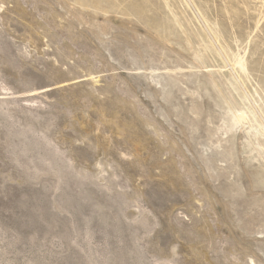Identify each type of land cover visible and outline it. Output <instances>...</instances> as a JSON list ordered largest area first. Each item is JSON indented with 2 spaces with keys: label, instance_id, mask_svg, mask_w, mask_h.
Listing matches in <instances>:
<instances>
[{
  "label": "rangeland",
  "instance_id": "374dc122",
  "mask_svg": "<svg viewBox=\"0 0 264 264\" xmlns=\"http://www.w3.org/2000/svg\"><path fill=\"white\" fill-rule=\"evenodd\" d=\"M0 264H264V0H0Z\"/></svg>",
  "mask_w": 264,
  "mask_h": 264
},
{
  "label": "bare ground",
  "instance_id": "6f19581e",
  "mask_svg": "<svg viewBox=\"0 0 264 264\" xmlns=\"http://www.w3.org/2000/svg\"><path fill=\"white\" fill-rule=\"evenodd\" d=\"M238 64L241 65L240 63H238ZM243 120H245L244 113H243V115H239V116L233 115L232 120H231L232 121V126H235V125L239 124Z\"/></svg>",
  "mask_w": 264,
  "mask_h": 264
}]
</instances>
